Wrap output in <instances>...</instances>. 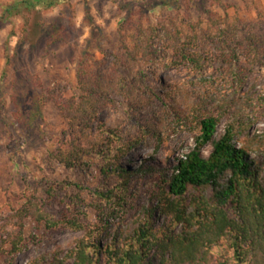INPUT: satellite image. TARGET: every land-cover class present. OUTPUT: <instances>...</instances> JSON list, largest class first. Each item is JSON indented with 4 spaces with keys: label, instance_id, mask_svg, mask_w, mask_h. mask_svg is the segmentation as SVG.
Returning a JSON list of instances; mask_svg holds the SVG:
<instances>
[{
    "label": "trees",
    "instance_id": "obj_1",
    "mask_svg": "<svg viewBox=\"0 0 264 264\" xmlns=\"http://www.w3.org/2000/svg\"><path fill=\"white\" fill-rule=\"evenodd\" d=\"M69 2L19 0L5 9L8 14L24 15L23 10L43 11ZM207 13L209 22L202 30H198L201 19L181 21L163 30L158 25L138 26L134 32H122L120 45L104 51L103 59L96 60L84 50L77 64V94L59 99L49 89L48 96L28 95L37 108H31L27 117L23 99L12 97L17 108L15 119L25 125L39 114L48 97L54 98L61 112L62 141L50 157L72 171L86 170L95 160L100 181L91 189L76 181L45 178L44 192L49 199L58 197L69 185L79 190L64 194L66 206L60 214L46 210L45 202L29 185L18 194L22 204L17 209L12 207L7 222L0 224V255L8 264L25 246L28 218L37 228H62L81 235L66 250L56 247L27 264H264L261 166L244 146L236 144L234 124L228 123L223 133L214 137L222 118L242 110L241 102L230 97L208 106L201 97L192 100L181 94L179 86L160 83L162 89L158 91L149 81L162 67L193 72L213 67L210 53L211 46L217 44L216 37L221 39L218 47L225 57L218 60L224 71L233 73L232 67L223 66L231 62L227 56L238 55L237 48H231L233 42L242 48L246 45L243 51L251 65H264L262 10H258L260 20L254 25L243 23L237 14L230 15L225 9L222 15L211 10ZM24 17L23 31L28 32L29 18ZM50 28L47 35L59 38L57 26ZM240 34L244 39H238ZM118 97L129 113L149 109V119L137 133L108 128L99 120V114L116 105ZM170 117L195 126V145L177 158L170 172L146 162L135 168L126 166L122 159L147 134L163 140L162 128L170 123ZM208 143L212 149L204 156L202 150ZM149 172L157 174L145 183L148 201L137 203L144 185L139 181L134 185V178ZM81 190L88 191L90 201L81 196ZM131 210L129 222H113Z\"/></svg>",
    "mask_w": 264,
    "mask_h": 264
},
{
    "label": "rangeland",
    "instance_id": "obj_2",
    "mask_svg": "<svg viewBox=\"0 0 264 264\" xmlns=\"http://www.w3.org/2000/svg\"><path fill=\"white\" fill-rule=\"evenodd\" d=\"M16 1L19 0H0V224L7 222V217L13 212L12 207L17 209L22 204L23 199L18 194L28 185L45 202L46 210L60 214L66 206L64 194H74L79 190L69 185L59 191L58 197L49 199L44 192L45 178L55 182L76 181L91 189L100 181L95 160L86 170L72 171L50 157L62 141L61 112L54 98L48 97L39 114L25 125L15 119L17 108L13 96L23 99L19 100L27 107V117L31 108H37L35 102L27 99L28 95L48 96L49 89H53V96L59 99L77 94V64L83 51L89 50L96 60L103 59L104 51H111L120 45L122 32H134L138 26L158 25L163 30L181 21L201 19L198 30H202L209 22L208 10L222 15L224 9L230 15L237 14L243 23L254 25L256 20H260L258 10L264 13V0H221V3L215 0H70L67 4L43 11L28 13L23 10L30 24L26 32L23 31L24 15L8 14L5 9L7 4ZM51 26H57L61 33L59 38L47 35ZM238 39H244V36L240 34ZM215 40L217 44L211 46L210 53L214 59L210 62L213 67L203 72L162 67L157 72V79L149 77V81L158 91L162 89L160 83L172 88L179 86L181 94L192 100L201 97L208 106L223 98L235 97L240 101L242 110L222 118L214 137L218 138L228 123L234 124L236 144L246 148L249 156L258 161L264 174V65H251L243 51L246 45L242 48L233 42L230 43L231 48H237L238 55L227 56L231 62L223 65L232 67L233 73L224 71L220 68L222 61L218 60L225 57L218 47L221 46L218 43L221 39L216 37ZM230 52L229 49L225 51ZM149 115L147 108L129 113L122 98L118 97L116 105L99 114V120L108 128L118 127L137 133L139 127L148 121ZM169 121L162 128L163 140L159 142L147 134L142 142L132 146L122 162L129 168L146 162L170 172L177 158L195 145L197 130L195 126L171 117ZM211 149L212 144L208 143L202 154L207 156ZM156 174L149 172L134 178V185L138 181L144 185L139 191L137 203L148 201L149 189L145 188V183ZM80 193L90 201L87 190ZM206 193L210 195L211 190L207 189ZM133 211L113 222H129ZM10 228L9 225L7 229ZM24 235L25 246L12 264H27L37 255L56 247L66 250L81 233L62 228H37L35 222L28 218L25 220ZM214 250L218 251L217 248ZM0 264H8L5 256L0 255Z\"/></svg>",
    "mask_w": 264,
    "mask_h": 264
}]
</instances>
